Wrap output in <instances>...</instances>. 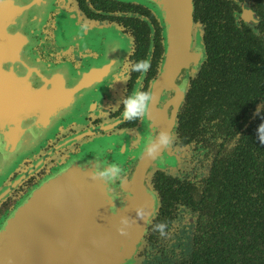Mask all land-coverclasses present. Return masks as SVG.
<instances>
[{"label":"flooded vegetation","instance_id":"af4514ba","mask_svg":"<svg viewBox=\"0 0 264 264\" xmlns=\"http://www.w3.org/2000/svg\"><path fill=\"white\" fill-rule=\"evenodd\" d=\"M244 8L249 10L252 17H243ZM192 19L194 33L201 43L203 59L192 72L191 68L187 70L190 75L188 85L177 109V123L169 144V152L177 160L174 161L175 169H159L151 176L150 184L157 197V212L164 194L162 191H177L180 197L185 195L197 201L215 164H223L224 169L229 168L231 171L244 157V145L238 147V139L242 134H235L232 130L234 126L228 122L224 126L226 129H222L217 120L210 121L211 114H214L213 105L212 102H204L214 98L215 80L218 76L215 74L214 61H209V58L214 55L215 43L219 39L218 42L222 41L225 45L224 51H230L231 54L237 38L233 35L234 29L241 34L243 40L249 37L253 42H264V0H193ZM83 27L93 28L94 31L86 33ZM109 29L119 32L121 44L112 34H108L105 39L102 33ZM27 32L33 43L16 46L22 52H10L13 46L0 47L2 116L7 111L4 96L7 95L9 81L31 80L33 87L40 88L48 83L46 89L49 90L51 82H54L57 83L54 91L61 90L66 98L74 69L85 73L83 78L91 80L93 85L88 87L85 94V98L89 99L83 106L74 109V116L67 114L69 110H66L65 102L63 109L45 119L44 126L50 130L57 129V132L52 138L38 142L32 150L17 156L9 173L7 158L4 160L0 152V217L52 168L77 152L82 143L89 144L94 138H101L99 142L102 148L110 147L104 150L107 162H114L125 171L134 162L133 157L138 153L144 132L140 125L141 117L125 120L121 115V102L135 87L139 76V73L130 71L131 65L140 59H150V67L139 83L140 90H150L167 58L165 38L162 37L158 20L148 7L133 0H51L48 14L38 27L28 28ZM104 42L110 43L108 52L102 54L103 60H97L101 59L99 51L103 49ZM113 43L118 47L115 52H109ZM242 44L246 47V53L259 48L256 43L249 49L245 43ZM249 55L256 56L252 51ZM22 57L28 60H22ZM92 58L97 62L88 66ZM100 67L102 68L98 70ZM125 72L128 73L127 79L119 78ZM196 96L198 99L194 104ZM260 105L263 104L259 103L257 111ZM202 111L207 112L203 114ZM30 112L33 113L35 122L39 117L38 111ZM189 115H196L197 119L194 121L191 118V123H187ZM199 115L201 121L198 125ZM206 116H209L208 123L205 121ZM38 123L32 125L38 127ZM4 127L6 123L1 117V131ZM261 147L262 144L257 139L256 167L262 162L259 150ZM166 180H169L170 189ZM180 199L174 201L176 203L173 204L171 215L160 219V222L168 225L166 236L152 234L149 227L153 219L151 220L144 234L143 248L138 254L141 264H178L190 256L192 236L197 232L195 228L198 214ZM182 213H186L188 225L182 229L180 221L178 230H175ZM179 230L180 236L184 232L183 235L189 233L191 237L190 242L184 239L181 241L186 245L187 251L179 259L168 258L164 253L158 254L152 250L159 245L161 239L178 234Z\"/></svg>","mask_w":264,"mask_h":264},{"label":"water","instance_id":"95a60500","mask_svg":"<svg viewBox=\"0 0 264 264\" xmlns=\"http://www.w3.org/2000/svg\"><path fill=\"white\" fill-rule=\"evenodd\" d=\"M133 1L153 12L167 49V58L150 89L151 102L140 120L144 132L134 162L109 181L100 173L114 163L104 157V150L110 147L102 148L101 138L82 143L77 152L52 168L0 217V264H141L138 254L158 207L151 176L159 169L174 170L177 161L169 145L158 144L159 136L164 133L171 139L174 134L177 109L190 76L187 70L191 68L192 72L201 62L203 51L194 33L193 0ZM50 3L51 0H0V47L13 46L10 52H22L16 46L33 43L27 29L38 27ZM243 17H252L247 8L243 9ZM83 30L94 31L90 27ZM118 33L109 29L102 34L105 39L108 34L115 35L121 44ZM109 44L104 42L99 51L101 59L97 60H103ZM117 47L113 43L109 52H115ZM96 62L92 58L88 66ZM72 74L66 98L61 90L54 91V82L50 90L46 89L48 83L40 88L33 87L31 80L8 82L4 96L7 111L0 114L6 123L0 129V152L4 160L7 158L8 173L17 156L57 132L44 126L45 119L63 109L65 102L67 114L72 117L74 109L89 99L85 94L93 82L84 79L82 71L73 69ZM35 110L39 117L33 122L30 111ZM37 122L38 127L32 125ZM149 137L152 144L158 145L152 154L146 148V144L151 146Z\"/></svg>","mask_w":264,"mask_h":264},{"label":"trees","instance_id":"16d2710c","mask_svg":"<svg viewBox=\"0 0 264 264\" xmlns=\"http://www.w3.org/2000/svg\"><path fill=\"white\" fill-rule=\"evenodd\" d=\"M236 31L232 55L224 51L220 39L215 43L209 61H214L218 77L214 98L204 103L212 102L214 114L210 121L217 120L222 129H226L228 122L234 126L235 134H242L238 147L244 145L243 160L231 171L224 169L223 164H215L197 201L185 195L180 197L177 191H162L159 211L148 225L152 234L159 233L153 226L161 217L171 215L174 201L180 198L198 214L190 256L178 264H264V145L259 149L262 162L256 167L255 131L261 122L256 110L259 103L263 104L259 111L264 113V42H253L249 37L243 40ZM242 43L247 49L256 43L259 48L250 50L256 56L249 55L250 51L246 53ZM197 99L198 96L194 104ZM191 118L197 119L196 115H189L186 122L191 123ZM205 121L209 122V116ZM166 184L170 189L169 180Z\"/></svg>","mask_w":264,"mask_h":264},{"label":"clouds","instance_id":"9594fccd","mask_svg":"<svg viewBox=\"0 0 264 264\" xmlns=\"http://www.w3.org/2000/svg\"><path fill=\"white\" fill-rule=\"evenodd\" d=\"M150 67V59L144 58L137 60L136 62L132 63L131 65V72L139 73V76L136 79V85L132 89V91L122 100V117L125 120H135L142 117L152 99V93L150 90H140L139 83L143 80L144 74L147 72L148 68ZM128 73L125 72L122 75H119L121 79H127ZM257 115L261 117V122L256 127V138L258 139L259 143L264 145V113L257 111ZM151 137H149L148 144L151 146L149 147L146 144V148L149 154H152L155 148L158 146L157 144L151 143ZM158 144L164 145L167 147L170 144V136L164 133H161L159 136ZM121 171L120 166L118 164L112 163L109 165L108 170L100 173V175L109 181H111L117 174ZM156 231L159 232L161 236H166V228L168 225L165 222L156 223L154 226Z\"/></svg>","mask_w":264,"mask_h":264},{"label":"rangeland","instance_id":"374dc122","mask_svg":"<svg viewBox=\"0 0 264 264\" xmlns=\"http://www.w3.org/2000/svg\"><path fill=\"white\" fill-rule=\"evenodd\" d=\"M180 218H181V220L178 219V226L175 227V230H178L177 228L180 226V221H181L182 229L186 228L188 225V222L186 221V219H187L186 213H182ZM183 233L181 235L185 236V237L180 236V230H179L178 234L174 233V234H171V236H169L168 238L161 239L159 242V245H156L152 250L157 251L158 254L164 253L165 256L168 258H172L174 260L179 259L187 251V249L185 248L186 245L181 241H183V239H184L186 241L189 240V242H190V240H191L189 233L184 234V235H183ZM178 239H180V240H178ZM159 258H160V256H159Z\"/></svg>","mask_w":264,"mask_h":264}]
</instances>
